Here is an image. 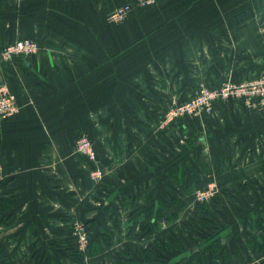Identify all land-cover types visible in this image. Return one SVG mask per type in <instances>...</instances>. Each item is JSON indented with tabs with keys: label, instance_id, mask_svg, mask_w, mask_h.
I'll list each match as a JSON object with an SVG mask.
<instances>
[{
	"label": "crops",
	"instance_id": "1",
	"mask_svg": "<svg viewBox=\"0 0 264 264\" xmlns=\"http://www.w3.org/2000/svg\"><path fill=\"white\" fill-rule=\"evenodd\" d=\"M133 1L0 0V83L20 104L18 115L0 121V203L11 204L0 210V264H39L35 254L51 264H264L255 248L264 217L260 111L224 102L218 120L162 121L172 100L201 82L264 71V0H157L144 8ZM127 3L134 6L124 20L110 19ZM26 37L39 42L38 53L4 61L3 49ZM183 128L188 141L179 138ZM82 131L94 139L98 161L75 151ZM195 159L197 177L188 169ZM178 162L187 182L172 194L165 181ZM95 166L104 171L99 181ZM213 184L218 226L204 242L182 225L198 186ZM160 194L179 197L182 208L145 234L138 216L153 222ZM78 223L91 228L84 250ZM171 237L179 251L173 241L158 248ZM152 249L163 261L146 260Z\"/></svg>",
	"mask_w": 264,
	"mask_h": 264
},
{
	"label": "built area",
	"instance_id": "2",
	"mask_svg": "<svg viewBox=\"0 0 264 264\" xmlns=\"http://www.w3.org/2000/svg\"><path fill=\"white\" fill-rule=\"evenodd\" d=\"M157 0H134L133 3L135 6L138 7H148L152 6L156 3ZM131 3L123 4L121 6L116 7L110 14V19L113 21L120 22L124 20L129 11L133 8L134 6ZM39 50V44L38 42L30 37L26 38H21L18 39L10 44H8L2 51V56L6 60L14 61L15 59L19 58H27L31 55H34L37 53ZM261 77V76H260ZM263 79L259 78L257 80H246V83L243 82H233V81H227L223 83V93L225 95H231V94H249V95H255L256 92L261 93V96L264 98V75L262 76ZM249 92V93H248ZM209 95L208 91L204 88L200 89L196 95H201L203 96ZM204 97H199L195 99V97L189 101H186L182 103L184 106H182L179 110V114H183L186 111V108L191 104L190 102L193 101L192 106L193 109H190L189 111L193 112L198 110L199 112H202L203 108L207 107V109H210L209 107V102L206 101V98ZM195 99V100H194ZM264 104V100L262 101ZM177 101L174 100L171 104V110H174L177 108ZM189 109V108H187ZM20 113V104L18 101V96L15 93V91L12 89V87L6 83L0 84V121L8 120ZM176 113V114H178ZM173 120V114L172 111L170 114L167 116L166 121H172ZM84 146H80L79 150L82 152H86V149L88 146L92 144V142L89 139H84ZM78 144V141H77ZM91 147V146H90ZM85 154V153H84ZM87 155V154H86ZM88 158L91 160H96L95 153L92 151V153L89 152V155H87ZM2 170V165L0 164V173ZM99 171L101 172V169H96L93 170L91 173L92 178L95 181H99V175H95L94 172ZM102 173V172H101ZM103 175H101V178ZM216 191H217V185L213 184L210 186H207L206 188H198L195 190L196 194V199L198 202H209L211 201L215 196H216ZM165 222V220H164ZM75 235L78 238V247L80 250H84L88 247L90 243V237L89 233L87 230V227L83 223H78L75 224Z\"/></svg>",
	"mask_w": 264,
	"mask_h": 264
},
{
	"label": "trees",
	"instance_id": "3",
	"mask_svg": "<svg viewBox=\"0 0 264 264\" xmlns=\"http://www.w3.org/2000/svg\"><path fill=\"white\" fill-rule=\"evenodd\" d=\"M242 78L243 77H239V80ZM196 161L198 160L195 159V162L193 164H189L188 166L189 172L192 173L193 176L195 177L198 176L197 171H199L197 167L198 164ZM167 172H168L169 180L171 182L167 181L166 179L167 182L165 181V185L170 193L174 194L173 192L174 187H175L173 186L174 184H177V186L181 188L185 187L186 182H187V171L183 164L178 162L172 165L168 169ZM199 187H205V186L199 185L198 188ZM182 204L183 202L179 197H171L170 200H167L164 197L162 198V194H160L159 206L157 208L156 216L154 217L155 219L153 220V222H150L145 217L144 214L138 216V219L140 221V226H141V232H144L145 234H149V233H154L155 231L160 230L162 227L161 225L162 221L164 220L165 222L172 221L177 217V212L182 208ZM216 204H217L216 197H214L209 202H198L194 206L191 213L189 214L188 219L183 223L182 225L183 231L192 233V234H197L201 237V240L205 242L206 241L205 235H204L205 232L216 230L218 226V221L216 220L217 218L215 219L212 216L213 212L219 213V211L215 209V207L217 206ZM10 206L11 204L9 205L8 203H0V210L9 211ZM10 217H11V214L6 215L5 220L10 219ZM86 227H87L89 237H90V242H91V228L90 227L88 228L87 225ZM255 233L257 236V243L255 245V248L258 251V253L264 254V217L259 218L257 220ZM170 241H173L175 248L179 251L180 250L179 242L173 237L168 238L165 241L158 243V248L162 249L164 245L167 248H170V249L173 248V246L170 244ZM163 242L165 243L163 244ZM246 245H248V243ZM150 251L151 253L147 255L146 260H148V256H151V258H153L154 260L163 261V258H164L163 255L157 254L155 249H152ZM214 251L216 252V250ZM193 252L195 251L193 250L192 254ZM71 253L75 260H80L82 257V253L79 252L78 250L74 251V248L73 250H71ZM35 258L37 259L39 264H51V260L49 259V257L45 255L39 256L38 254H35ZM225 258H227L226 255H225ZM5 259H6V256L4 253V248H3V245L0 244V262ZM123 262L124 261L120 259L115 264H124ZM127 264H141V263L137 260L131 259L130 261H127Z\"/></svg>",
	"mask_w": 264,
	"mask_h": 264
},
{
	"label": "rangeland",
	"instance_id": "4",
	"mask_svg": "<svg viewBox=\"0 0 264 264\" xmlns=\"http://www.w3.org/2000/svg\"><path fill=\"white\" fill-rule=\"evenodd\" d=\"M38 44H39V42H38ZM39 49H40V44H39ZM37 53H35L34 55H31L29 57L31 58V57L35 56ZM1 57H2V59L4 61L11 62V63L13 62V61H10V60H6L2 56V54H1ZM29 57H27V58H29ZM21 59L22 58H19L17 60H21ZM15 61H16V59H15ZM263 75H264V71L260 70L256 74L249 75L248 77H246V75H244L243 78L240 79V80H239V77L238 78H234L233 77L234 79L233 78H228V79L224 80L222 83H220L218 85H216L215 83H207V82H203L202 83L201 82L200 84L194 86L190 96H187L186 98H183V97H181L183 95H180L179 96L180 98H174L172 100V102L174 100L177 101V104H178L177 108L174 109V110H171L169 108L168 112H166L164 114V116L162 117V121H165L167 119V116L170 114L171 111H172V114H173V120L169 124L166 125L167 127H169L170 124H173L177 120H182L183 117H184V119H186V117H187L189 119L198 118V119H201V120H205V119H208V118H211V117H214L215 115H217L216 117H217V120H218L219 119L218 118L219 112L217 114L218 106H220L219 105L220 103L222 104L224 102L226 104L227 103H232V102H239V103H241L242 106L243 105L247 106L248 108L253 109L254 111H260V113L262 115V118L264 119V104L262 103L264 98L261 96V93L256 92L255 95H252V96L249 95V94L240 95V94H236V93L235 94H231V95H225L223 93V91H222L223 86H224L223 83H225L227 81H233V82H236V83H239V82L246 83L245 82L246 80H251L252 81V80H257L259 78L263 79V77H262ZM3 83H6V82H1L0 84H3ZM6 84L9 85V83H6ZM202 88L206 89L208 91L209 95H207V96H205L206 94H204L203 96L196 95V93ZM204 96L206 98V101L209 102L208 105H209L210 109H207V107H205V108H203L202 112H199L198 110L191 112V111H189L190 109H193V106H192L193 101H191L190 102L191 104L187 107L189 109L186 108V111L183 114H179L178 113V110L182 106L186 105L188 102L186 104H184V105L182 103H184L186 101H189V100L193 99L194 97H195V99H197L199 97H204ZM172 102H171V104H172ZM103 113L104 112H101L100 114L97 115L98 120H100V115H102ZM176 113H178V114H176ZM106 116H107V114H104L102 117H106ZM213 121L215 122V120H213ZM178 124H181V122H179ZM249 134H251V129L248 126L247 128L246 127L244 128L243 135L248 136ZM252 134H253V132H252ZM254 134H255V130H254ZM195 135H201V133H196ZM83 137H85L84 139H89L92 142V144L90 145L91 147L88 146L87 149H86V152H82V151L79 150L80 146H84L85 145L84 144L85 140H83ZM179 138L180 139L182 138V139H185L186 141H188V138L185 137V128H183L182 131L179 132ZM77 141H78V144H77ZM73 146H74V149H75L76 152L80 153L84 158H87L88 160H90V158H88L87 155H89V152L92 153V151H94V153L96 155V157H95L96 160H94V161H98L99 160V154H98V151H97L98 150L97 145L95 144L94 139L88 133L82 131L79 135H77L75 137V139L73 140ZM96 169H101V168L99 166H95L94 168H92V171L96 170ZM101 172H99V171L94 172L95 175H99V180L102 179L101 175H104V171H101ZM91 177H92V175H91ZM206 187L207 186L199 187V188H206Z\"/></svg>",
	"mask_w": 264,
	"mask_h": 264
}]
</instances>
